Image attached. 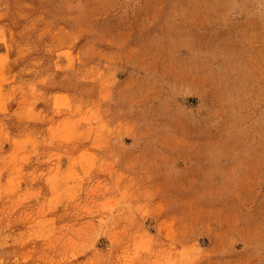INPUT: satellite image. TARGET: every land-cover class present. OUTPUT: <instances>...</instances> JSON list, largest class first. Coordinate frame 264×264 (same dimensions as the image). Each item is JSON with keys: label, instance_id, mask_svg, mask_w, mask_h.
Returning a JSON list of instances; mask_svg holds the SVG:
<instances>
[{"label": "rangeland", "instance_id": "rangeland-1", "mask_svg": "<svg viewBox=\"0 0 264 264\" xmlns=\"http://www.w3.org/2000/svg\"><path fill=\"white\" fill-rule=\"evenodd\" d=\"M0 264H264V0H0Z\"/></svg>", "mask_w": 264, "mask_h": 264}]
</instances>
